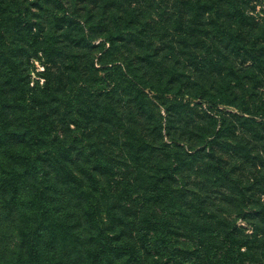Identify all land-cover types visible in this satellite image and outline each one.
<instances>
[{
    "label": "trees",
    "instance_id": "obj_1",
    "mask_svg": "<svg viewBox=\"0 0 264 264\" xmlns=\"http://www.w3.org/2000/svg\"><path fill=\"white\" fill-rule=\"evenodd\" d=\"M263 90L264 0H0V264L264 260Z\"/></svg>",
    "mask_w": 264,
    "mask_h": 264
},
{
    "label": "rangeland",
    "instance_id": "obj_2",
    "mask_svg": "<svg viewBox=\"0 0 264 264\" xmlns=\"http://www.w3.org/2000/svg\"><path fill=\"white\" fill-rule=\"evenodd\" d=\"M91 55H94V50L91 51L90 53ZM85 56H82L81 59H84ZM42 60L43 58H37V56H31L30 58V65H29V69H31L30 71V75H31V83H33L35 81L36 78H39V82L42 81L43 78L39 77V73L38 70L43 68V64H42ZM217 84L214 85L213 88H211L212 90L217 89ZM264 91V90H263ZM218 93V92H217ZM239 93V90H238ZM263 98H264V94H263ZM197 100L201 99V97H197L195 98ZM194 98H190L189 104L190 106H192V111H193V115H192V123L194 125H198V126H202L204 127V132L205 135L207 136H211V131L212 128L214 126V123L218 124V123H236L237 120V112H239V114H243V112L238 111V109L236 108V106L224 103L222 99L219 98H215L214 100H202V102L200 104H196L194 103ZM203 99V98H202ZM245 101H250L248 100V97L244 98ZM250 103V102H249ZM248 103V104H249ZM222 110L228 111V112H223ZM246 115V114H245ZM257 120L260 119V117H256ZM241 133V128L236 126L235 127V132L233 133V135L231 136H225L223 139L230 141L231 143H233V141L235 140V138H238V134ZM258 136H254V135H250L249 137L246 135L245 139H243V142L245 144H258V140H257ZM165 139L168 140V138L165 136ZM182 137H180V143H182ZM238 140V139H236ZM206 150L208 149L205 146ZM255 149H252L250 152L251 154L256 153ZM249 165H251L249 163ZM252 166V165H251ZM260 166L262 167V169H264V165H259L257 166L258 168H260ZM242 178H246V175L243 174ZM204 186L206 188L205 192H206V196H208L207 202L210 203L213 207H220L221 209H223V211L225 212V214H228L230 216H234V212L236 211V205L235 202H225V201H218L216 197L217 192L215 190H213V185L212 184H207L206 181H204ZM264 190V189H263ZM259 201L263 202L260 204H264V193L259 195ZM212 200V201H211ZM223 212V213H224ZM237 223L239 224H244L246 225V222L241 220L240 218H237ZM257 264H263L264 260H257L256 261Z\"/></svg>",
    "mask_w": 264,
    "mask_h": 264
}]
</instances>
